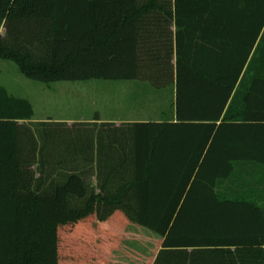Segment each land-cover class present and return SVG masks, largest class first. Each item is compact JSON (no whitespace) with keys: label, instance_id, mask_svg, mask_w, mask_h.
Masks as SVG:
<instances>
[{"label":"trees","instance_id":"trees-1","mask_svg":"<svg viewBox=\"0 0 264 264\" xmlns=\"http://www.w3.org/2000/svg\"><path fill=\"white\" fill-rule=\"evenodd\" d=\"M1 25L27 78L141 81L176 118L32 122L0 85V264H108L130 224L153 264H264V0H0Z\"/></svg>","mask_w":264,"mask_h":264},{"label":"rangeland","instance_id":"rangeland-1","mask_svg":"<svg viewBox=\"0 0 264 264\" xmlns=\"http://www.w3.org/2000/svg\"><path fill=\"white\" fill-rule=\"evenodd\" d=\"M5 32V26L1 25L0 34L4 35ZM0 85L11 95L29 99L34 106L36 119H91L99 114L108 119L122 116L136 119L150 117L155 121L165 114L164 110L171 111L175 102V94L170 89L157 90L141 81L45 83L32 80L24 76L14 62L1 59ZM160 247V238L130 224L115 257L129 260L130 264H147Z\"/></svg>","mask_w":264,"mask_h":264},{"label":"crops","instance_id":"crops-1","mask_svg":"<svg viewBox=\"0 0 264 264\" xmlns=\"http://www.w3.org/2000/svg\"><path fill=\"white\" fill-rule=\"evenodd\" d=\"M164 111H165V114L164 115L162 114L160 116V119H156L155 121H160V120H165V119L172 120V119H175L176 118L175 111L174 110H171L168 113H167L168 110H164ZM43 121L64 122V123H67L68 125H71L73 123H80V122H83V123H94L95 122V123H98V124H102V123H113L116 126H120V125H123V124H131V123L138 122V121H154V120H151L150 117L136 119V118H130V117H126V116L125 117H123V116L122 117H117L115 119L114 118L113 119H108V118L102 117L99 114H96V116L94 118H91V119H89V118H80V119H75V120H71V119L70 120H68V119H66V120H55V119H52V118H48V119H36V117L34 116V118L32 120V122H43ZM260 168L264 170V165L260 166ZM263 179H264V176H263ZM160 249H161V247H160ZM158 251H157V253H158ZM116 253H117V251L112 255L111 260L108 262V264H121V263H123V264H130V261L129 260L126 261V260H123V259L122 260L117 259L115 257L116 256ZM156 254H155V256H156ZM155 256L154 257H151L149 259V262L146 261L147 264H153L154 263V260H155Z\"/></svg>","mask_w":264,"mask_h":264}]
</instances>
